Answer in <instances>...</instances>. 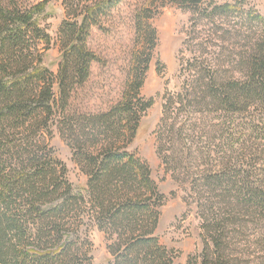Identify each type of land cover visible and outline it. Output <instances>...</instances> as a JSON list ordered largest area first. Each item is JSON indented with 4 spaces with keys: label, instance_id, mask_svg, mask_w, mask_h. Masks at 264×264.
<instances>
[{
    "label": "trees",
    "instance_id": "1",
    "mask_svg": "<svg viewBox=\"0 0 264 264\" xmlns=\"http://www.w3.org/2000/svg\"><path fill=\"white\" fill-rule=\"evenodd\" d=\"M49 1L0 0V264H93L76 232L66 240L84 214L109 235L110 264H177L156 235L165 195L149 164L127 150L153 104L141 89L157 30L138 15L142 47L120 102L69 113L99 60L90 31L123 0H63L57 77L42 67L51 36L37 20ZM193 14L191 56L179 89L164 95L157 153L200 220L202 250L188 264H237L236 236L247 237L249 225L264 233V16L242 0H212ZM54 126L87 177V196L74 193L54 155Z\"/></svg>",
    "mask_w": 264,
    "mask_h": 264
},
{
    "label": "rangeland",
    "instance_id": "2",
    "mask_svg": "<svg viewBox=\"0 0 264 264\" xmlns=\"http://www.w3.org/2000/svg\"><path fill=\"white\" fill-rule=\"evenodd\" d=\"M9 2L10 0H4ZM23 6H30L43 0H14ZM212 0H202L198 8H204ZM217 3L239 0H213ZM246 7H254L264 16V0H242ZM193 2L184 3L176 0H123L112 9L101 26L91 29L87 39L88 47L94 51L99 60L91 65L88 80L75 88L71 95L69 113L97 114L110 110L123 98L126 82L133 74L134 54L139 52L137 17L144 13L157 30L156 46L152 50V59L145 75L141 95L153 99V104L143 114L134 141L127 150L147 162L152 177L159 190L165 195L160 208V221L156 235L160 241L175 252L177 264H188L191 257L202 250L200 220L196 207L189 204L188 195L178 183L164 170L157 153L156 129L162 117L164 95L167 91L179 89L182 77L183 59L190 57L186 39L191 31ZM66 19L63 0H50L44 12L37 16L40 25L51 36V43L43 49L42 67L50 69L55 77L59 72L61 49L59 28ZM45 46L41 44L40 48ZM56 82V81H55ZM55 94L59 93L57 83ZM57 126L52 129L50 146L54 155L62 161L68 170L67 178L74 193L87 196V177L79 163L73 157V150L59 134ZM77 231L66 236V240L74 239L75 232L84 244L93 264H110L112 255L108 249L109 235L99 230L90 215L84 214ZM248 236L237 235L240 250L235 262L237 264H264V233L261 227L249 225Z\"/></svg>",
    "mask_w": 264,
    "mask_h": 264
}]
</instances>
